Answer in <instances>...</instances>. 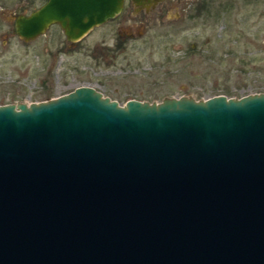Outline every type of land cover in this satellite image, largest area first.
Wrapping results in <instances>:
<instances>
[{
	"label": "water",
	"instance_id": "obj_1",
	"mask_svg": "<svg viewBox=\"0 0 264 264\" xmlns=\"http://www.w3.org/2000/svg\"><path fill=\"white\" fill-rule=\"evenodd\" d=\"M123 3L46 0L15 33L78 42ZM0 264H264V93L0 105Z\"/></svg>",
	"mask_w": 264,
	"mask_h": 264
},
{
	"label": "rangeland",
	"instance_id": "obj_2",
	"mask_svg": "<svg viewBox=\"0 0 264 264\" xmlns=\"http://www.w3.org/2000/svg\"><path fill=\"white\" fill-rule=\"evenodd\" d=\"M198 1L190 0L188 10ZM25 3L9 0L0 13V105L46 101L82 85L120 105L264 93V0H217L213 16L191 20L185 5L150 17L127 3L73 43L57 24L21 40L13 19L43 0ZM175 15L180 19L170 20Z\"/></svg>",
	"mask_w": 264,
	"mask_h": 264
},
{
	"label": "flooded vegetation",
	"instance_id": "obj_3",
	"mask_svg": "<svg viewBox=\"0 0 264 264\" xmlns=\"http://www.w3.org/2000/svg\"><path fill=\"white\" fill-rule=\"evenodd\" d=\"M5 3L3 4V3H1V1H0V13H2V11L3 12H5V11H7V8H5V6L7 5V1H9V0H3ZM46 0H43V3L45 2ZM193 1V0H192ZM216 1L217 0H199L196 4L194 3L193 4V9H192V11H189L188 10V7L192 4L191 2H190V0H157V1H155V2H152L151 4H150V6H149V8H148V11H150L151 12V16L150 17H153V16H160L163 12V10H165L166 12H168L169 13V11L170 10H172V9H175L176 7H182L183 5H185L187 8H185L184 9V11H185V14H184V16L187 18V19H194V18H201V17H204V16H206V17H208V16H213V14H212V12H211V8H212V6L213 5H216L217 6V4H216ZM21 2H26V3H28L29 2V0H21ZM25 3V4H26ZM42 3V4H43ZM127 3H129V5L131 6V7H133V9L136 11V12H140V10H147L145 7H143L142 5H137V3H135L133 0H124V3H123V9H124V7H125V5L127 4ZM41 4V5H42ZM40 5V6H41ZM4 6V7H3ZM40 6H38V7H40ZM38 7H35V8H31L30 9V11L29 12H27V9H24L23 8V10H25L26 12H24L23 14H20V15H27V14H29L30 12H32L33 11V9L35 10V9H37ZM122 9V10H123ZM122 12V11H121ZM120 14V13H119ZM183 15V14H182ZM117 16V15H116ZM115 16V17H116ZM17 17V16H16ZM16 17H15V19H16ZM115 17H113V18H110V19H108L107 21H105L103 24H105L106 22H109V21H111V20H113ZM146 17V16H145ZM15 19H13L14 20V25H15ZM180 19V15H175V17H172L170 20H172V21H177V20H179ZM9 21H11L12 22V19H10L9 18ZM103 24H101V25H103ZM54 25H56V24H54ZM101 25H99V26H101ZM99 26H97V27H99ZM15 27V26H14ZM94 28H96V27H94ZM93 28V29H94ZM92 29V30H93ZM124 38V37H123ZM123 38H121V39H119L118 38V42L119 43H121V42H123ZM120 45V44H119Z\"/></svg>",
	"mask_w": 264,
	"mask_h": 264
}]
</instances>
